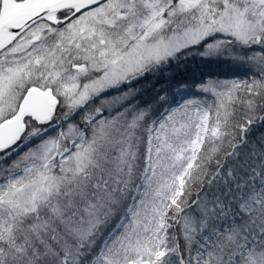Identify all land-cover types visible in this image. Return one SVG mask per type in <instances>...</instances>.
Listing matches in <instances>:
<instances>
[{"label":"snow or ice","instance_id":"6c2138e0","mask_svg":"<svg viewBox=\"0 0 264 264\" xmlns=\"http://www.w3.org/2000/svg\"><path fill=\"white\" fill-rule=\"evenodd\" d=\"M0 264H264V0H0Z\"/></svg>","mask_w":264,"mask_h":264},{"label":"trees","instance_id":"16d2710c","mask_svg":"<svg viewBox=\"0 0 264 264\" xmlns=\"http://www.w3.org/2000/svg\"><path fill=\"white\" fill-rule=\"evenodd\" d=\"M173 83H186L189 87L193 82H198L201 78L208 75L213 76H230L233 70L227 63L223 61L202 62L200 57H189L187 62L181 64L180 67H173L171 70Z\"/></svg>","mask_w":264,"mask_h":264}]
</instances>
